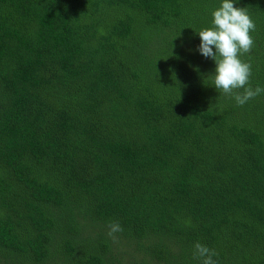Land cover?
<instances>
[{
  "label": "trees",
  "instance_id": "trees-1",
  "mask_svg": "<svg viewBox=\"0 0 264 264\" xmlns=\"http://www.w3.org/2000/svg\"><path fill=\"white\" fill-rule=\"evenodd\" d=\"M221 4L0 0V264H264V94L198 51ZM234 7L264 88V0Z\"/></svg>",
  "mask_w": 264,
  "mask_h": 264
},
{
  "label": "clouds",
  "instance_id": "clouds-1",
  "mask_svg": "<svg viewBox=\"0 0 264 264\" xmlns=\"http://www.w3.org/2000/svg\"><path fill=\"white\" fill-rule=\"evenodd\" d=\"M235 3L236 0H222L221 6L213 11V27L197 32L201 39L198 51L216 63L213 83L218 92L233 96L236 104L243 106L264 94V88L250 86L251 66L239 58L253 48L250 32L256 26L244 8L234 7ZM241 89L242 92L237 91ZM108 227V235L115 242V234L123 229L119 223H110ZM193 255L202 264H217L213 260L216 253L198 242L194 245Z\"/></svg>",
  "mask_w": 264,
  "mask_h": 264
}]
</instances>
